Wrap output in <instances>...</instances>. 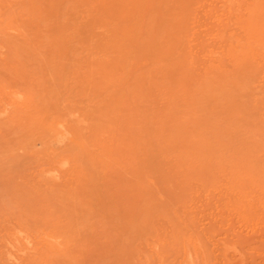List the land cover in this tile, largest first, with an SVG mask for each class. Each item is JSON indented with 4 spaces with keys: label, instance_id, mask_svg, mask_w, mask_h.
Returning a JSON list of instances; mask_svg holds the SVG:
<instances>
[{
    "label": "rangeland",
    "instance_id": "1",
    "mask_svg": "<svg viewBox=\"0 0 264 264\" xmlns=\"http://www.w3.org/2000/svg\"><path fill=\"white\" fill-rule=\"evenodd\" d=\"M0 264H264V0H0Z\"/></svg>",
    "mask_w": 264,
    "mask_h": 264
}]
</instances>
